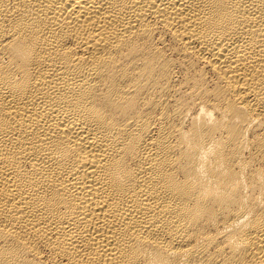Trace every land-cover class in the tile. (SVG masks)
<instances>
[{"label": "bare ground", "instance_id": "6f19581e", "mask_svg": "<svg viewBox=\"0 0 264 264\" xmlns=\"http://www.w3.org/2000/svg\"><path fill=\"white\" fill-rule=\"evenodd\" d=\"M0 264H264V0H0Z\"/></svg>", "mask_w": 264, "mask_h": 264}]
</instances>
